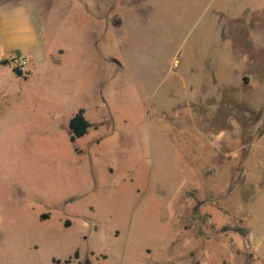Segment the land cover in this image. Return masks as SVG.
I'll return each instance as SVG.
<instances>
[{
    "label": "rangeland",
    "instance_id": "374dc122",
    "mask_svg": "<svg viewBox=\"0 0 264 264\" xmlns=\"http://www.w3.org/2000/svg\"><path fill=\"white\" fill-rule=\"evenodd\" d=\"M29 1L49 42L0 66V264H264V0Z\"/></svg>",
    "mask_w": 264,
    "mask_h": 264
},
{
    "label": "crops",
    "instance_id": "0c3cea01",
    "mask_svg": "<svg viewBox=\"0 0 264 264\" xmlns=\"http://www.w3.org/2000/svg\"><path fill=\"white\" fill-rule=\"evenodd\" d=\"M85 13L88 17L89 12L85 11H77L75 14H71L67 22L68 25L66 24L65 35L71 40L69 43H65L66 56L69 58L83 48V42L80 39L73 40L71 30L74 27L79 28L81 30V32L77 31L79 37L83 35V29L86 25L85 17H83ZM44 24L38 8L29 0H11L0 3V66L6 61L12 62L13 59L17 58V52L21 53V57H28L30 62L40 53H44L47 45L46 39L48 40V36L45 40L43 38ZM48 49L49 47H47ZM85 114L88 118L87 112ZM199 114V120L202 121L201 112Z\"/></svg>",
    "mask_w": 264,
    "mask_h": 264
},
{
    "label": "trees",
    "instance_id": "16d2710c",
    "mask_svg": "<svg viewBox=\"0 0 264 264\" xmlns=\"http://www.w3.org/2000/svg\"><path fill=\"white\" fill-rule=\"evenodd\" d=\"M8 61H6L7 63ZM14 72L17 76H23L24 72L17 67H14ZM86 110L80 107L74 115L69 120V130H70V141L75 143L78 138L85 136L88 133L89 128L92 126L91 121L86 117ZM79 250L74 253L75 258H79ZM56 264H69L71 258L61 262L60 260H55ZM81 264H93L90 258H86Z\"/></svg>",
    "mask_w": 264,
    "mask_h": 264
},
{
    "label": "built area",
    "instance_id": "2783aa9c",
    "mask_svg": "<svg viewBox=\"0 0 264 264\" xmlns=\"http://www.w3.org/2000/svg\"><path fill=\"white\" fill-rule=\"evenodd\" d=\"M12 63L14 67H17L24 72V70L26 69V66L29 63V58L26 56L17 57L13 59Z\"/></svg>",
    "mask_w": 264,
    "mask_h": 264
}]
</instances>
